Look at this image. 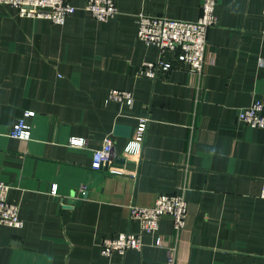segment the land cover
<instances>
[{"label": "crops", "instance_id": "crops-1", "mask_svg": "<svg viewBox=\"0 0 264 264\" xmlns=\"http://www.w3.org/2000/svg\"><path fill=\"white\" fill-rule=\"evenodd\" d=\"M67 1L75 11L61 25L0 4V181L23 221L0 224V264H165L151 235L123 255L103 256L100 243L139 231L130 204L151 206L181 188L187 213L174 264H264V128L237 120L264 99V0H217L202 72L168 51L172 67L155 78L138 71L157 50L136 37V15L192 21L202 0H115L107 21L85 11V0ZM112 88L130 91L132 104L107 99ZM26 111L29 139L10 137ZM140 116L150 118L142 141ZM107 134L114 160L94 170ZM73 136L83 146H71ZM71 195L80 203L59 210L54 198ZM158 232L172 240L171 217Z\"/></svg>", "mask_w": 264, "mask_h": 264}, {"label": "built area", "instance_id": "built-area-1", "mask_svg": "<svg viewBox=\"0 0 264 264\" xmlns=\"http://www.w3.org/2000/svg\"><path fill=\"white\" fill-rule=\"evenodd\" d=\"M0 4L11 6L21 17L41 18L54 24L61 25L65 19L75 11V6L67 0H0ZM217 0H202L199 16L196 20H180L164 15L152 16L144 12L136 15V37L147 45L154 46L157 55L154 60L143 61L138 69L140 74L148 78H155L159 72L169 71L172 61L164 58L166 52H173V58L185 65L188 71L200 74L205 63L207 33L210 27L218 22L216 14ZM84 10L95 20L107 21L117 13L115 0H85ZM261 33L264 35V15ZM107 99L130 106L132 94L128 90L112 88ZM33 112L26 111L12 124L8 135L19 140H28L30 127L25 118ZM237 120L252 128H264V99H254L249 105L240 108ZM148 116H140L137 120L134 136L142 141L148 122ZM71 146H83L84 139L70 137ZM113 140L109 134L105 135L101 146L92 153L90 167L99 170L103 165L114 160ZM9 185L0 181V224L12 228H21L23 221L19 216V207L16 203L7 200ZM185 189L173 194H159L151 206H128L129 217L139 222V231L119 232L106 236L100 243V253L110 256L113 252L123 255L127 250H140L143 245V236L151 235L152 244L166 249L165 264H174L178 234L184 227L187 213ZM51 193L55 194L52 186ZM258 196L264 199V180L261 181ZM164 216L172 218V240L166 242L158 232V221Z\"/></svg>", "mask_w": 264, "mask_h": 264}, {"label": "water", "instance_id": "water-1", "mask_svg": "<svg viewBox=\"0 0 264 264\" xmlns=\"http://www.w3.org/2000/svg\"><path fill=\"white\" fill-rule=\"evenodd\" d=\"M106 164L104 166H102L103 168H106ZM86 193L84 192L83 194V197L82 198H85L86 197ZM54 201H56L58 203V209H69L71 208L72 206H77L81 199H77L75 198L73 195L69 196L68 198H66V200L63 202V201H60L59 198H54Z\"/></svg>", "mask_w": 264, "mask_h": 264}]
</instances>
